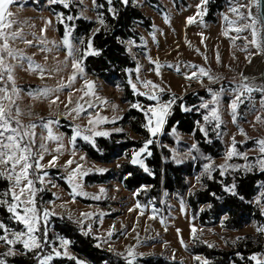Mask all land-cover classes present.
Returning <instances> with one entry per match:
<instances>
[{
    "label": "rangeland",
    "instance_id": "374dc122",
    "mask_svg": "<svg viewBox=\"0 0 264 264\" xmlns=\"http://www.w3.org/2000/svg\"><path fill=\"white\" fill-rule=\"evenodd\" d=\"M158 1L161 6H151L148 0L129 2L152 22L150 32L142 27L137 28L140 33L139 43H125L126 50L136 65L135 69L127 73L128 83L136 97L151 103L147 106L140 102L125 104L118 87H107L103 80L89 76L85 70V59L96 56L85 55V50L90 41L93 49V35L105 27L104 16L97 0L95 3L93 0H66L68 7H65L64 3H52L51 0H15L10 7L13 19L17 22L13 25V30L22 29L24 38L32 41L29 45L16 40L11 46L48 70L44 78H41L34 72L26 71L25 62L23 66L17 65L14 72L16 84L21 89L16 101L22 113L20 120L24 125H36L33 152L40 151L41 144L47 149L43 152L41 161L45 166L43 173L47 175L43 184L36 183L35 187L39 190L34 197L35 206L41 214L44 210L50 213L46 237L43 224L40 231L35 233L43 247L31 250H39L40 255L42 254L40 262L48 255H52L49 264L60 258H74L69 242L62 246L63 240L54 238L53 218L71 220L79 226L84 235L95 239L100 248L111 251L127 261L132 259L134 264H142L140 259L153 255H162L177 264H195L196 257L187 252V247L194 241L225 249L229 244L250 235L254 238L262 237L264 243V231H258L264 229V226L254 222L236 233L225 230L222 223L214 227H201L199 221L193 218L188 204L189 195L198 191L202 181L211 179L214 174L226 178L238 172H264L260 168L264 153L260 151L261 145L258 143L264 140V94L255 92L260 95L258 101H244L239 104L235 118L230 106L236 87L241 82V74L257 54L255 46L251 43L252 32L245 28L250 19L242 18L247 16L251 0H226L223 11L215 15L216 22L206 19L210 0L205 6L206 14L203 15H196L201 11L197 8L200 0H184L179 6L174 0ZM116 2L117 0H113L112 5L107 4L111 15L116 11ZM233 6L239 8L240 15L231 12ZM62 10L68 11V14ZM225 15L228 16V21L224 19ZM193 16H196V22L188 24L187 19ZM101 19L103 24L100 23ZM79 20L94 24L89 38L75 36ZM49 21L51 23H48ZM60 27L63 34H60ZM68 28L72 29L70 36ZM66 37L72 44L71 57L67 55V47L63 44ZM81 58L83 74H77L75 81H71L73 61ZM200 68L205 69L208 75H202ZM193 73L196 75L192 76ZM188 76L192 78H186ZM209 76L212 79H209ZM85 81L93 84L91 90L87 89ZM149 81L151 84H147ZM133 84L136 86L135 90ZM153 85L157 87L154 88ZM45 88L53 90L47 98H33L29 95V92ZM84 91H89V95L85 96ZM201 93H204L206 98L198 96L199 104L189 106L186 98L190 95L197 97ZM151 94H155L158 99H148ZM173 97H176V100L171 105L160 131L155 136L150 134L153 139L156 138L160 149L170 152V161L176 165L199 167V173L187 180L186 196L177 200L164 192L163 207L156 208L153 205H140L136 200L138 192L127 191L119 182L88 183V177L103 175L109 171L116 172L120 165L128 160L121 159L109 165L95 163L81 150L82 147L95 146L98 139H107L113 135L138 139L128 127L120 124L125 114L135 109L145 115L149 108L159 110ZM180 102L181 115L178 122L174 128L166 130L167 121L173 116ZM136 104H139L140 108L133 106ZM205 104H208V108L203 107ZM213 108L220 117L219 128L215 126L217 121L211 119ZM205 115L210 117L209 121L203 119ZM258 116L261 118L259 121ZM59 117L63 120H59ZM145 117L146 125L151 117L152 125L149 126L154 127L156 115L148 113ZM47 122H52L49 126L52 135L57 139L48 138V128L42 126ZM201 128L207 131V136ZM197 134H200L205 142H209V135L216 137L224 149L221 157L213 158L204 153L197 141ZM233 138L235 152L239 155L233 154L229 158ZM150 145L147 150L143 148L134 152L129 162L133 164V158L142 160L146 167L145 159L149 156L147 153ZM54 157L55 164L49 166V161ZM68 161H71V164ZM163 161L167 163L169 159L163 156ZM133 165L141 167L139 164ZM74 171L76 175L70 180ZM52 172L57 174L53 175ZM262 193L264 185L261 186L253 204L259 207L264 217ZM20 225L21 231H24V226ZM18 245L23 247L19 242L12 246L14 255L4 256L10 246L0 240V259L7 262L9 258L19 255L16 250ZM54 248L61 252L60 256L54 255ZM129 249L133 250L134 257L128 256ZM65 252L67 255L63 254ZM248 257H256L255 260L252 259L255 264L257 261L264 264V253Z\"/></svg>",
    "mask_w": 264,
    "mask_h": 264
},
{
    "label": "trees",
    "instance_id": "16d2710c",
    "mask_svg": "<svg viewBox=\"0 0 264 264\" xmlns=\"http://www.w3.org/2000/svg\"><path fill=\"white\" fill-rule=\"evenodd\" d=\"M179 6L184 0H174ZM226 0H210L208 6L209 22H216L215 15L223 11ZM151 6H161L158 0H148ZM97 4L103 5L101 14L104 16L105 27L92 37L93 49L99 55L85 59L84 67L91 77L104 81L107 87H118L123 94L122 101L125 104L140 102L146 106L151 104L148 101L136 97L128 83L127 73L135 69V62L129 56L125 43L134 41L139 43L140 33L138 27L150 32L152 22L149 18L131 3L127 6L117 0L114 3L115 17L108 12V5L104 0H97ZM65 14L68 11L62 10ZM94 24L83 20L77 21L75 36H87L89 38ZM60 34L62 29L60 27ZM198 96L206 98L204 93L197 97L190 95L186 98L189 106H197L200 102ZM181 103L175 108L173 116L167 121L166 130L175 127L181 115ZM129 128L130 132L138 139L132 140L125 135H113L107 139L100 138L95 146H83L82 151L87 157L99 164H113L114 162L126 159L127 162L120 165L116 172L109 171L103 175L88 177L87 182L93 184H105L109 181L119 182L129 192H138L137 202L142 206L153 205L162 208L163 193L167 192L175 199L180 200L186 196L188 191L187 180L197 173L199 167L193 165H176L170 161V152L160 149L156 138L153 139L148 131L145 115L135 109L125 114L121 123ZM197 141L204 153L213 158H219L224 152L221 142L209 135V142L197 134ZM151 140L149 147L151 155L146 157L145 165L148 171L131 164L134 152L144 148L146 141ZM163 156L169 162L163 161ZM56 175V172H52ZM62 185H64L61 182ZM235 184L237 195L224 191L225 186ZM264 185V172L258 173H235L233 176L222 177L214 174L211 179L203 180L201 188L190 194L188 204L191 214L199 221L201 227H214L222 223L223 228L230 232L244 230L252 223L264 226V217L253 200L258 197L261 186ZM10 189V183L5 178H0V194ZM213 193L215 195H213ZM50 197V196H49ZM242 197V199H241ZM7 198V197H6ZM39 204V201L37 202ZM0 222H3L11 231L20 232L22 226L10 218L6 209L0 206ZM54 238H60L69 242L73 259H56L52 264H128L123 257L111 251L97 247V241L91 236L84 235L79 226L67 218H53L52 220ZM7 235V233H0ZM51 237V235L49 236ZM16 250L19 255L7 260L8 264H39L42 254L39 250L27 251L18 245ZM187 252L193 257H199L195 264H255L248 255L263 254L264 243L262 237L254 238L246 236L236 243L222 249L217 246L210 247L203 242L194 241L187 247ZM40 255V256H39ZM142 264H177L168 261L162 255H153L140 259ZM263 264V263H260Z\"/></svg>",
    "mask_w": 264,
    "mask_h": 264
},
{
    "label": "snow or ice",
    "instance_id": "6c2138e0",
    "mask_svg": "<svg viewBox=\"0 0 264 264\" xmlns=\"http://www.w3.org/2000/svg\"><path fill=\"white\" fill-rule=\"evenodd\" d=\"M15 2V0H0V178H5L10 181L11 188L9 191L0 194V206L4 207L6 211L10 214V218L24 226V231L14 232L11 231L3 222H0V233H7V235L0 234V240H2L6 245H9V250L7 253L3 254L4 256H11L15 254L14 246L16 243H22L25 250L31 251L33 248H42L43 245L40 242V238L35 235L36 232L40 231L41 224L45 227L44 235L46 237L47 221L49 218V211L44 210L41 212L35 206V195L39 190L35 187L36 183L39 182L43 184L44 177L47 173H43L44 165L41 163L43 160V152L47 151L44 144L40 145V151L33 152L35 146V132L34 129L36 125H24L20 116L22 115L19 106L16 101L19 99L21 89L18 88L16 84V79L14 76L15 68L17 65L23 66L25 62L27 63L26 71H31L38 74L41 78H44L46 70L43 66L36 64L31 57H26L21 51L13 48L11 46L16 40H20L25 44H32V41H29L24 38L23 30H13V25L17 22L13 19V13L10 10V6ZM52 3H64L65 7H68L66 0H51ZM130 0H120V3L127 6ZM95 3V0H93ZM106 3L109 5L113 4V0H106ZM251 3L254 7H261V0H251ZM208 0H200V3L197 4V8L201 11H198L196 15L206 14V5ZM103 7V5H99ZM244 7H247L244 5ZM231 12L240 15L239 8L233 6L231 7ZM115 17V12H113ZM242 18L250 19V23L245 25L246 29H250L253 35V40L251 43L257 49V52L261 55H264V36L261 38V42H257L255 37L260 32H264V14L252 16L251 10H249L246 17ZM72 19V17H68ZM224 19L228 21V16L225 15ZM196 22V16L189 17L187 23L191 24ZM48 23H51L49 21ZM101 24L104 21L101 19ZM229 23H233L229 21ZM72 29L68 28V35L70 36ZM98 31V30H97ZM63 44L67 47V55L69 57L73 56L72 44L70 40L66 37L63 40ZM99 55L97 50L92 49L91 41L89 42L87 49L85 50V55ZM83 58V57H82ZM82 58L80 60L73 61V75L71 76V81H75L76 75L83 74ZM15 61L16 63H12ZM171 67V65L169 66ZM195 67V66H193ZM179 71V68L176 69ZM199 72L202 75H208L205 69L200 68ZM49 75L51 72L48 73ZM159 74V73H157ZM196 74L193 73L192 76ZM192 76L186 78L191 79ZM241 82L237 85L235 90V95L231 101L232 115L235 118L237 115L238 105L244 102V98H250L251 93L254 91H259L264 93V85H256L254 79L241 74ZM199 79V77H197ZM209 79H212L209 76ZM86 87L88 90L93 88L91 82L85 81ZM151 84V82H147ZM63 86V85H62ZM135 90V84L132 85ZM153 87H157L153 85ZM53 90L51 89H41L33 92H29V95L33 98H39L41 96L47 98ZM163 91V89H160ZM142 94V93H141ZM84 95H89V91H84ZM83 98V97H82ZM58 99V97H57ZM148 99L157 100L158 97L155 94L148 95ZM176 97H173L168 101L163 107L157 110L156 108H149L145 115L148 113H153L156 115L155 126L152 125V118L148 120V131L155 136L157 132L160 131L167 115L169 114V109L171 105L175 102ZM55 102V101H53ZM215 103V101H214ZM264 103V101H262ZM136 108H140L139 104L133 105ZM203 107L208 108V104L203 105ZM188 111L189 109H183ZM205 121H209L210 117L205 115L203 117ZM211 119L217 121L216 127L219 128V114L215 108L211 110ZM261 118L258 116L257 120ZM52 122H47L43 127L48 128V138L57 139L52 135L50 124ZM91 123V121H90ZM201 131L204 132V135L207 136V131L201 128ZM107 135V133H97V135ZM79 135V133H77ZM88 139V137H85ZM152 143L151 140L146 141L144 144V149L147 150L148 146ZM261 145L260 151L264 153V140L258 141ZM195 147V146H193ZM59 151V148L57 149ZM149 156L151 152L147 153ZM239 155L235 152V140L233 138L232 151L228 153L229 158L233 155ZM138 155V154H137ZM56 158L54 157L52 161H49V166L55 164ZM133 164H139L141 167H144L142 160H137L133 158L131 161ZM179 162V161H178ZM71 164V161H68ZM226 167V166H223ZM261 171H264V159L260 161ZM145 171H148L144 167ZM40 173H43L41 175ZM223 174V172L221 173ZM75 171L72 173V176L69 178L72 180L75 177ZM235 184L231 186H225L224 191L231 193L232 195H237L235 191ZM213 195H215L213 193ZM264 195V193H262ZM7 197V198H6ZM242 199V197H241ZM163 222V221H162ZM258 231H264V229H258ZM195 232V229H193ZM111 235V233H109ZM9 237H12L11 239ZM183 243V241H181ZM62 246H66L68 241H61ZM100 245H97L99 247ZM55 256H60L61 252L57 251L55 248L52 250ZM67 255V253H63ZM133 250L129 249L128 256L134 257ZM197 260L200 258L197 257ZM252 259H256L253 257ZM52 260V255H48L41 260L40 264H49V261ZM0 264H7L5 259H0ZM128 264H134L132 259L128 260ZM205 264L207 262L205 261ZM259 264V261H257Z\"/></svg>",
    "mask_w": 264,
    "mask_h": 264
},
{
    "label": "water",
    "instance_id": "95a60500",
    "mask_svg": "<svg viewBox=\"0 0 264 264\" xmlns=\"http://www.w3.org/2000/svg\"><path fill=\"white\" fill-rule=\"evenodd\" d=\"M250 10L252 16L264 14V0H261L260 8L254 7L251 3ZM262 36H264V32L258 33V35L255 37L257 42H261ZM243 76H247L249 78L254 79L255 84L258 86L264 85V55H261L260 53L257 52V54L251 59V61L245 67L243 71ZM254 92H259V91H254ZM59 120H63V118L59 117Z\"/></svg>",
    "mask_w": 264,
    "mask_h": 264
},
{
    "label": "built area",
    "instance_id": "2783aa9c",
    "mask_svg": "<svg viewBox=\"0 0 264 264\" xmlns=\"http://www.w3.org/2000/svg\"><path fill=\"white\" fill-rule=\"evenodd\" d=\"M260 95L258 93L252 92L250 98H244L245 102L251 103L259 100Z\"/></svg>",
    "mask_w": 264,
    "mask_h": 264
}]
</instances>
